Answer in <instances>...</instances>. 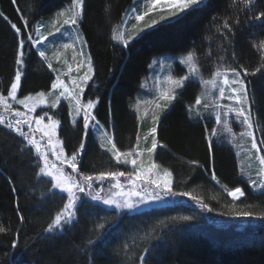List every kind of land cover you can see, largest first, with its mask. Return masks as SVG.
I'll return each mask as SVG.
<instances>
[{"label": "trees", "instance_id": "trees-1", "mask_svg": "<svg viewBox=\"0 0 264 264\" xmlns=\"http://www.w3.org/2000/svg\"><path fill=\"white\" fill-rule=\"evenodd\" d=\"M132 1L85 0L81 23L95 69L85 97L98 100L94 114L114 132L117 146L127 150L135 145L139 122L131 104L152 61L162 54L193 49L204 78H210L218 63H232L233 54L235 62L249 73L255 72L244 78L257 136L264 135V49L260 48L264 21L254 18L264 11V0H256L251 10L240 0H207L179 23L160 24L122 48L112 38V29L121 24ZM68 5L70 0H0V11L8 18L0 17V93L14 82L17 67L18 37L9 21L21 27L27 19L28 28L22 32L34 34L39 22ZM225 19L232 25V33L222 28ZM25 59L22 97L50 91L55 76L35 47ZM200 91L199 82H189L162 116L157 140L164 147H159L155 159L173 172L174 191L193 193L211 212L180 196H176L177 203L133 214L112 211L81 197L73 223L49 233L46 229L65 203V194L52 195L47 178L36 176L34 150L29 155L21 138L0 126V225L7 229L0 233V264H143L141 256L146 264H264V220L257 218L264 214V194L253 191L241 177L229 144L214 142L209 149L207 124L193 120L187 110ZM43 111L61 121L59 134L66 151L77 146L83 129L78 123L71 124L67 105L41 109L38 114ZM88 132L81 170L95 174L123 168ZM190 161H198L199 166ZM212 171L222 185L239 186L245 196L233 201L212 180ZM242 212L252 215H238ZM185 216L192 219L185 221Z\"/></svg>", "mask_w": 264, "mask_h": 264}, {"label": "snow or ice", "instance_id": "snow-or-ice-1", "mask_svg": "<svg viewBox=\"0 0 264 264\" xmlns=\"http://www.w3.org/2000/svg\"><path fill=\"white\" fill-rule=\"evenodd\" d=\"M206 2L207 0H140L142 11H138L134 15L136 23L132 25L135 35L126 38L124 31H118L121 25H117L112 29V38L117 40L122 45V48H127L132 39L145 33L146 29L153 28L159 22L152 20L140 26L141 22H144L146 17L153 12H167V16H160L161 21L168 19L170 23H179L190 11H199L205 6ZM240 2L246 9L251 10L256 0H240ZM13 3H15V0H13ZM83 12L84 0H70V7L58 12L56 18L50 21L51 28L49 30L42 32L41 28L47 27V23L39 24L36 26L34 34L31 31L22 32V28H28L27 19L23 20L21 27L9 21L11 28L18 37L15 58L17 67L14 71V82L10 81L9 89L0 93V107L3 108L4 112L3 115H0V126H4L9 132H15L20 137L21 143L28 148L29 155H32L34 150L37 168L36 176L47 178L48 189L52 195L57 192L66 194L62 197L66 202L61 210L56 213L46 231L51 233L56 229H63L64 225L73 223L79 211L78 203L81 202V197L78 193L91 197L93 201H100L104 205L121 210L136 211L142 205L163 201L166 197L175 196L188 197L197 201L207 211L211 212L213 210L207 204H204L202 200H198L191 192L174 191L173 172L165 168L161 173L160 164L152 159L159 143L156 139V134L160 116L156 110L163 111L167 109L176 100L177 93L175 89L183 88L185 81H189L190 77H192L191 82H196L198 79L205 87L204 91L196 97L194 103L188 105L189 115L195 111L197 116H202V112L209 109H211L210 115H214V120L211 121L214 127L208 129L207 125H205L206 129L211 133V135L206 137L209 149L213 145V137L217 136L215 125H223L224 129L230 134L232 133V129L229 126L230 121L243 126L245 131L240 132L239 135L249 138V159H254L256 162V179H252L251 170L245 172L242 169L241 174L248 177L254 190L264 194V135L259 139L255 135L257 125L252 117L249 88L244 78L249 74L255 75V72L249 73L243 65L235 62V54H233L232 63H218L209 73L210 78L205 79L197 66L195 50H189L179 61L182 65H186L187 74L179 78H173L169 74L167 81L172 87L168 90L160 91L150 102L152 126L143 137L145 141L148 140L149 136L152 138L150 146L141 148V137L138 134L135 145L127 150H121L115 141L114 132H110L93 112L98 100L94 97H84L85 88L88 86L89 81L92 80L95 69L91 53L84 51L88 41L83 38L79 31ZM0 17L5 20L8 19L2 11H0ZM172 17L176 19L172 20ZM254 18L264 21V11L258 12ZM236 23H239V21L237 20ZM126 26L127 22H125ZM222 28L226 29L228 33H232V25L228 23L227 19L224 20ZM73 32L75 33L74 35ZM57 34H59L61 39L65 36L68 37L69 42L62 43L60 48L64 51L71 50L72 54L70 57L71 62L67 58L62 60V64L66 66V71L54 69L51 63L47 65L48 68L57 73L54 82L51 83V89L54 94L53 92L46 94L44 91H40L37 97L25 95L22 99L18 98L17 93L21 88L22 76L25 75L22 69L26 64V54L31 52L32 47L48 41L49 37L57 38ZM221 34L224 35L223 33ZM26 43L28 48H26ZM260 48L264 49V42H261ZM37 51H39V55L44 60H48L44 51L39 48H37ZM64 51L58 50L54 53L58 62H61ZM220 59L223 60V57H220ZM156 63L158 61L153 62V64ZM85 67L86 70L81 73V70L85 69ZM169 67L170 72L174 73V67ZM255 71L259 72L260 68ZM73 73H76V75H73ZM62 75L67 77V82L61 79ZM48 97L51 98L47 104L49 109L56 108L62 100L67 101L72 109L70 113L71 124L76 126L79 122L82 126L83 132L80 141L70 151H66L64 141L58 138L57 129L61 124L59 119H54L52 115H49L48 111L33 115L36 113L38 104L44 103ZM222 101H228V103H222ZM13 102L22 105L26 111L14 110ZM145 102L147 103V101ZM143 115L145 117L148 116V110H145ZM46 120L48 121L47 123L45 122ZM90 128L102 141L99 147L110 153L117 164L130 165V169L99 171L95 174H89L81 170ZM262 132H264V129H262ZM37 133L39 136H37ZM159 146L164 147L162 144ZM145 153L149 156L147 166L141 159ZM190 163L199 166L198 161H190ZM66 169L71 171H66ZM122 177L128 181V190L121 183ZM211 178L221 185L233 201L240 200L245 196L244 190L239 186L230 189L226 185H222L215 171L211 172ZM105 181H111L112 183L107 186L109 194L102 196L101 193L104 188L94 189V186L103 184ZM113 189L116 191H113ZM238 215L248 217L252 213L242 212L238 213ZM257 218L264 220V214ZM23 219V216H20V220L23 221ZM182 219L187 221L192 218L185 216ZM99 227L103 228L104 225L100 224ZM6 231L7 229L0 225V233H5ZM89 243L91 244L92 241L89 240ZM12 247H16V245L13 244ZM139 259L143 264H146L143 256Z\"/></svg>", "mask_w": 264, "mask_h": 264}, {"label": "rangeland", "instance_id": "rangeland-1", "mask_svg": "<svg viewBox=\"0 0 264 264\" xmlns=\"http://www.w3.org/2000/svg\"><path fill=\"white\" fill-rule=\"evenodd\" d=\"M84 4H85V0H84ZM69 7H70V5L65 6V7H62L61 9L57 10L55 12L54 16H52L51 18H48L46 20H43V21L39 22L37 25L47 23V27H42L41 28V31L42 32H46L47 30H49V28H51L50 21L52 19H55L56 18V14L58 12H60V11H63L65 9L69 8ZM138 11H142V8L140 7V0H133L132 1V4L130 5V7L128 8L127 12L125 13V15L123 17V21L120 24L121 25L120 29H118V31H124L125 32L126 38L128 36H134L135 35V31L133 30L132 25L134 23H136L135 20H134V15ZM161 15L167 16V12H163V13H161L160 11L153 12L150 16L146 17V19H145L144 22H141L140 26H143L145 23H148V22H150L152 20L159 21L153 28L157 27L160 24L169 22L168 19H165V20H162L161 21L160 20V16ZM83 16H84V12H83ZM61 19H63V18H61ZM171 19L174 20L176 18L175 17H172ZM82 21H83V19H82ZM125 22H127V26L126 27H125ZM36 26H35V28H36ZM81 28H82V25H80L79 31L82 34L83 38H84V35L82 33V29ZM150 29H152V28H150ZM147 30H149V29H146V31ZM74 34L75 33L73 32V35ZM137 37L138 36H136V38ZM133 40L134 39H132L130 41V43ZM115 41L117 43H119L117 40H115ZM65 42H69L68 41V37L65 36L64 38L61 39V38H59V34H57V38L49 37V40L48 41H44L41 45L34 46V47L36 48V50H37V48H39L40 50H42V51L45 52L46 56L48 57V60H45L44 62H46L47 65L49 63H51L52 64V67L54 69H57L59 71H66V66L62 64V60L65 59V58H67L70 61V57H71V54L72 53H71V50L64 51V50H62L60 48V45L62 43H65ZM58 50L59 51H64V56L61 57V62H58L57 59H56V57H55V55H54V53L57 52ZM84 51L86 53H90L88 44L85 47ZM186 54L187 53H183V54H172V53L162 54V55H159L158 57H156L152 61V63L149 65L148 75L143 79L142 84H141V87H140L139 91L137 92V94H136V96L133 99V102L131 104L132 111L138 117V122H139V127H138L139 128V130H138L139 132H138V134L141 137V139H140V147L141 148L150 146L151 139H152L150 136L148 137V140L147 141H145L143 139V137L147 133L148 129L152 126V121H151L152 111H151V104H150V102H151V100L160 91L168 90V89H170L172 87V85H170L168 83V81H167V76L169 74H171L173 76V78H179L180 76L187 74L186 65H182L179 62L180 59L183 56H185ZM42 59L44 60L43 57H42ZM154 61H158V63L153 64ZM169 66L174 67V69H175L174 73L170 72V67ZM197 66H198V64H197ZM198 68H199V66H198ZM84 70H86V67H85V69H82L81 70V73ZM51 71L53 72L54 76L56 77L57 73L54 72L52 69H51ZM73 75H76V73H73ZM61 79H64L67 82V77L66 76H63L62 75L61 76ZM205 79H209V78H205ZM191 81H192V77H190L189 81H185V84H184V87L183 88H176L175 89V91L177 93L176 99L179 98V96L182 93V91L184 90V88ZM196 82H199V80L197 79ZM89 83H90V81H89ZM89 83H88V85H89ZM200 84H201V91H200V93H201L202 91H204V87L205 86L202 83H200ZM87 87L85 88L84 97H85V93H86ZM48 92H53V94H54V91L52 89L50 91L45 92V93L47 94ZM38 93L39 92L34 93V94H31V95L33 97H37V94ZM17 95H18V98H21V99L23 98L22 95H21V88L18 91ZM50 99L51 98L48 97V99L44 103H39L38 106H37L36 113H34L33 115H38V112L41 109H47L48 108L47 107V104H48V102H50ZM145 101H147V103ZM175 101H173L171 103V105L167 109H165L163 111L156 110L157 113L160 116V120H161L162 116L171 108V106L174 104ZM194 101L192 103H190V104H193ZM249 102L251 104L250 95H249ZM222 103H228V101H222ZM63 104L67 105V107L69 108V117H70V120H71L70 113L72 112V109H71V105H69L67 101H63L62 100L61 103L56 108H54L53 110H57ZM13 107H14V110L18 109V110H21V111H26V109H24L22 105L15 104L14 102H13ZM137 108H138V111H137ZM145 110H148V116H146V117L143 115L144 112H145ZM94 111H95V109L93 110V112ZM251 112H252V117H253V120H254V123H255V119H254V115H253V110H252V104H251ZM210 113H211V109H209L208 111L202 112V116H197L196 113H195V111H193V113H191L190 117L193 120H202V121H204L207 124L208 129H211L212 127H214V125L211 123V121L214 120V115H210ZM3 114H4L3 108L0 107V115H3ZM39 114H41V113H39ZM49 115H51V114H49ZM160 120H159V122H160ZM45 122L47 123L48 121L46 120ZM78 124H79V122H78ZM229 126L232 129V133L231 134L228 133L224 129L223 125H215L216 131H217V136L213 137V141L214 142H219V143L224 142L226 144H229L233 148V150L235 151V153H236V156H237V159H238V165H239V168H240V174H241L242 169L245 172L251 170L252 179H256V172H255L256 162H255L254 159H251V160L249 159V155H250V153L248 152V149L250 147L249 138L248 137H241L239 135L240 132L245 131V128L243 126H241V125H239V124H237L235 122H231V121L229 123ZM89 130L92 132V135L96 138V140L100 144L102 141L98 137V135L93 130H91V128ZM59 131H60V127L57 129L58 138H60ZM207 133H208L207 136L211 135V133L208 130H207ZM255 135L257 136V130H255ZM37 136H39L38 133H37ZM257 138H258V136H257ZM156 139H157V134H156ZM65 147H66V145H65ZM105 147H107V145H105ZM159 147L160 146L158 144V147H157L156 152L158 151ZM156 152L152 156V159L155 162H156V159H155ZM141 159L144 161L145 165L147 166V164L149 162V156H148V154L145 153V155ZM118 165L123 167V168H120V170H124V168L125 169H130V167H131L130 165H128V166L123 165V164H118ZM163 169H165V168H163L161 166V168H160L161 173H162ZM66 171H71V170L70 169H66ZM241 177L244 178L249 183L250 187L252 188L251 181L248 179V177L246 175H242V174H241ZM173 182H174V178H173ZM111 183H112L111 181H105L103 184H97V185H95L94 186V189L101 188V187L104 188V191L101 193V195L102 196H106V195L109 194L108 187L107 186L110 185ZM121 183L124 184L125 185V189L128 190L129 185H128L127 179L124 178V177H122L121 178ZM252 190L255 191V192H259V191L254 190L253 188H252ZM113 191H116V190L113 189ZM78 195L80 197H85V198H88V199L92 200L91 197L86 196L83 193H78ZM177 201H178V199H177L176 196L175 197H166L163 201L151 202L149 204L142 205L136 211H129L127 209H123V210L116 209L114 207H109L107 205H104L100 201H97V202L100 205L108 208L109 210L117 211V212H129V213L133 214V213L141 212L143 210H148V209H151V208H154V207H159V206H165V205H169V204H174V203H177Z\"/></svg>", "mask_w": 264, "mask_h": 264}]
</instances>
